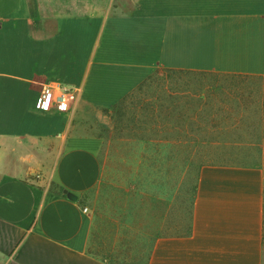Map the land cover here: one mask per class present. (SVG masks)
<instances>
[{
    "label": "crops",
    "instance_id": "crops-1",
    "mask_svg": "<svg viewBox=\"0 0 264 264\" xmlns=\"http://www.w3.org/2000/svg\"><path fill=\"white\" fill-rule=\"evenodd\" d=\"M12 12L24 28L6 42L17 54L0 59L15 96L0 123V264H112L85 204L101 139L76 133L75 119L115 107L160 68L249 76L264 93V0H19ZM51 83L78 91L73 111L35 109ZM142 246L147 264H263V173L202 166L188 231L158 230Z\"/></svg>",
    "mask_w": 264,
    "mask_h": 264
},
{
    "label": "rangeland",
    "instance_id": "rangeland-1",
    "mask_svg": "<svg viewBox=\"0 0 264 264\" xmlns=\"http://www.w3.org/2000/svg\"><path fill=\"white\" fill-rule=\"evenodd\" d=\"M18 1L0 0V15L9 19L0 30V59L18 52L6 48V42L19 34L15 27L24 28L12 12ZM243 88L235 89L242 95L207 99L208 106L189 126L187 120H171L175 126L164 130L162 123H155L139 107L121 115L118 122L115 107L90 109L75 119L76 133L101 139L102 172L85 204L93 217L92 236L109 263L147 264L148 248L142 245L153 232L188 231L202 166L258 169L264 176V93L257 79L246 80ZM12 90L14 82L0 77V123L13 110L4 107L5 102L13 104ZM35 109L39 111L36 103ZM220 109L243 116L222 118ZM193 123L202 132L198 138L192 134L184 139L179 129L191 128ZM0 164L5 167L6 163Z\"/></svg>",
    "mask_w": 264,
    "mask_h": 264
},
{
    "label": "trees",
    "instance_id": "trees-1",
    "mask_svg": "<svg viewBox=\"0 0 264 264\" xmlns=\"http://www.w3.org/2000/svg\"><path fill=\"white\" fill-rule=\"evenodd\" d=\"M251 78L242 75L160 68L135 92L115 106L116 119L118 122L121 115L125 116L131 108L139 107L147 112L155 123H162L164 130L175 126L171 125V120L179 123L187 120L189 126L191 122L198 120V115H201L208 106L207 99L209 101L213 98L238 95L235 89L238 87L244 89V82ZM218 111L222 118H230L236 114L229 109ZM236 115L243 116L242 113ZM188 126L180 128L179 134L183 133L184 139L190 138L192 134H196L198 138L203 128L198 129L197 123H193L191 128Z\"/></svg>",
    "mask_w": 264,
    "mask_h": 264
},
{
    "label": "built area",
    "instance_id": "built-area-1",
    "mask_svg": "<svg viewBox=\"0 0 264 264\" xmlns=\"http://www.w3.org/2000/svg\"><path fill=\"white\" fill-rule=\"evenodd\" d=\"M77 102L78 91L59 83H51L42 89L36 100V108L40 112L69 113L74 110Z\"/></svg>",
    "mask_w": 264,
    "mask_h": 264
},
{
    "label": "water",
    "instance_id": "water-1",
    "mask_svg": "<svg viewBox=\"0 0 264 264\" xmlns=\"http://www.w3.org/2000/svg\"><path fill=\"white\" fill-rule=\"evenodd\" d=\"M64 194L67 196L68 199L72 200V201H77L78 200V196L75 195L72 192H69L67 190L64 191Z\"/></svg>",
    "mask_w": 264,
    "mask_h": 264
}]
</instances>
